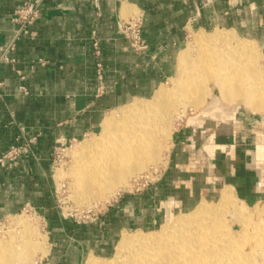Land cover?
Masks as SVG:
<instances>
[{
    "label": "crops",
    "instance_id": "crops-1",
    "mask_svg": "<svg viewBox=\"0 0 264 264\" xmlns=\"http://www.w3.org/2000/svg\"><path fill=\"white\" fill-rule=\"evenodd\" d=\"M23 1L0 0V48L15 37L12 18ZM136 14L143 16L147 44L140 51L118 33V22ZM263 17L264 0H43L33 34L16 39L9 60L0 63V155L15 141L27 145L11 168L0 164V224L26 204L53 208V150L101 131L105 117L124 104L153 97L179 71L189 30L208 34L228 28L264 39ZM93 28L102 50V89L95 76ZM243 117L233 126L209 119L200 126L186 120L176 128L159 173L147 187L106 208L97 224L104 231L89 234V249L104 251L117 231L152 229L166 204L188 209L194 202L218 200L225 186L242 201L261 198L264 156L256 161L258 147L253 150L243 131ZM31 136L36 140L27 144ZM52 249L43 264L80 263L76 243L62 241Z\"/></svg>",
    "mask_w": 264,
    "mask_h": 264
},
{
    "label": "bare ground",
    "instance_id": "bare-ground-1",
    "mask_svg": "<svg viewBox=\"0 0 264 264\" xmlns=\"http://www.w3.org/2000/svg\"><path fill=\"white\" fill-rule=\"evenodd\" d=\"M223 35L219 29L208 34L196 32L195 41L201 45L202 54L192 62L188 49L181 52L178 73L184 75L182 91L186 93L199 76L197 71H208L215 88L210 89L207 109L226 118L234 116L239 108L246 109L245 104H249L254 96L263 101L264 67L260 59L264 55L254 40ZM217 40L227 44L223 47L213 44L216 48L212 45L210 48L208 43ZM204 83H200L198 90L202 94L205 92ZM169 93L170 89L161 85L150 99L125 105L120 115L111 113L105 117L98 134L80 143L75 150L78 160L73 170V184L82 198H88L89 194L92 197L94 193L96 197H106L127 185V176H136L162 156L170 129L167 120L170 110L164 103ZM234 197L231 186H225L213 206L202 200L190 212L181 213L162 224L156 232L122 234L113 260L123 256L117 264H245L243 261L248 263L249 259L250 264H264V223H253L250 213L234 205ZM229 205L232 207L226 210ZM257 211H264V204ZM230 218L241 221L235 232L230 229ZM17 223L25 224L24 220ZM25 236L19 240H13L16 239L14 236L10 240L0 239V263L25 264L29 250L45 255V236L36 235V241ZM251 237L254 240L252 250L244 251L241 247L243 241ZM86 264L103 263L89 257Z\"/></svg>",
    "mask_w": 264,
    "mask_h": 264
},
{
    "label": "rangeland",
    "instance_id": "rangeland-1",
    "mask_svg": "<svg viewBox=\"0 0 264 264\" xmlns=\"http://www.w3.org/2000/svg\"><path fill=\"white\" fill-rule=\"evenodd\" d=\"M254 17H255L254 15H252L251 17L253 21H255ZM263 20H264V17H263ZM221 29H222L221 34H224L223 36H231V35L235 36L233 32L226 31L228 28H221ZM194 32L195 31L189 30L186 45H185V47H188V51L190 52L188 56L190 58V61L192 60V62L195 59H198L199 56L202 54V51H201L202 47L195 41L196 33ZM208 32H211V31H208ZM235 32L237 33V35L241 37H246L248 39L255 40L259 47V50L264 54V44H263L264 39H258V38L251 37V36H243L241 34L242 32H239L237 30H235ZM218 41L220 42V44L222 43L221 40H217V42H214V41L213 43L212 41L211 43L209 42L208 45L210 44L209 45L210 48L212 47L216 48L217 46L223 47L225 44H227L223 42L224 44L222 43L220 46ZM213 44L214 45L216 44V47H214ZM260 60H261L260 63L263 64V67H264V57L263 58L261 57ZM192 70H189V71H192ZM196 74L197 75L199 74V76H197L195 80H193V82L195 83L199 82V83L197 85L194 83L191 86H189L190 88H187L188 91L186 93L182 91L184 75H182L181 73L176 72V74L170 80L161 84L170 89V93L164 102L166 104V108L170 110V112H168V115H167V120L170 121V129H169V134L167 137L168 139L166 138V140L164 141V146H165V148L163 149L164 151L162 150L161 152L162 156H160L159 159H157L154 163H151L147 168L143 169L136 176H133V177L127 176L126 180L129 183L123 187L116 189L113 193L108 194L109 196L107 195L106 197H98V196L96 197V193H94L92 194V197H90L91 194H89L90 198L88 197L84 199L79 195L78 191L75 190L76 188L73 184L74 182L73 181L74 179L73 170L78 160L77 159L78 157L75 156V153H76L75 150L79 148V145L81 142H83L84 140L90 139L95 134H98L100 132V129H98L94 133H90L84 137H81L77 139L76 141L67 142L62 145L59 144L53 150L52 160H51L50 176L52 178L51 193H52L53 208L51 209L47 207L46 208H36L30 204H26L25 206L22 207L21 210H19L15 214L1 221L0 239L10 240L11 237L14 236L13 238L16 237V239H13V240H19V238L21 239V237H23L26 234L25 236L26 238H29L30 240L34 239V241H36L37 240L36 237L38 236V234L45 236L46 238L45 246L47 248V252L45 253V255H42L39 252L33 253L31 250H29V258L25 264L32 263L34 259H39L41 261L39 264L45 263L46 258L49 256V254L53 250L52 247L54 248V246L57 245L58 243H62V241H67V240H69L71 243H76L77 247L80 248L79 252L77 253L79 262H80L79 264H86V261H87L86 259L90 255H91L90 257H95V259L98 262H101L103 264H110V263L117 264L123 258V256H121V257H118L117 261L113 260V258H115L117 254L116 244L122 234H126V233L145 234L150 231L156 232L161 227L162 224H164L165 222H167L174 216L180 215L181 213L190 212V210H192L196 206L195 205L196 203L194 202V203H191V206L188 207V209H185V208L182 209L179 205L176 207H172L173 209H171L170 207L166 206L167 204L165 203L166 205L160 210L161 220H157L155 227H153L152 229H146V228L125 229L124 231H122V234H121V231H117V234L115 235L113 240L112 241L109 240L110 244L107 247H105L104 251L102 252L96 251L93 247L89 249L90 244H91L90 243L91 239L89 238V234L91 235V232L97 234L99 231L101 232L104 231V230H101L100 227H97V224L100 218L103 217V215L105 214L106 208L110 206L111 204H114L115 199H117V197L121 195H128L129 194L128 192L136 191L138 187L142 189L148 186L150 181L153 180L152 177L155 175L154 172L156 171L158 174L160 169L164 165V162L171 149L173 133L176 131L175 129L179 128L182 125H185L186 120H188V123H194L200 126V125H204V123L209 121V119H214L216 120V122H220L219 124L222 123L223 125H226V126H233L235 123L234 121H236V119L240 121V118H239L240 115L244 114V117H243L244 122L241 124V125L244 124L243 131H246L247 133H249L248 135H249L250 141L252 142L253 150H254V147H258L256 148L257 150L255 151V155L258 157L257 158L258 160L256 161L261 160L260 162L262 163L264 157L263 158H260V157L264 156V152H263V147H264V142H263L264 141V117H263L264 116V99L262 101L258 96H254L252 101L249 104H245L246 109L239 108L234 116L232 117L228 116L224 118L217 111L207 109V106H208L207 102L210 99L209 96H211L210 89H213L214 87L210 84L211 79L208 77L209 75L208 71H202V72L197 71ZM187 75L188 74H185V77H187ZM202 81L203 83L204 81L206 83L205 86L202 85V87L205 88V92H203V94L202 92L198 91L200 88L199 87L200 83L202 84ZM173 85H176V86L173 87ZM195 87H198L196 91H195ZM145 100H139V101L144 102ZM130 103L124 104L123 107ZM256 106H260V108H256ZM123 107L121 106L117 108V111H113L112 113H115L116 115H120V112ZM161 109L164 110L165 108L161 107ZM159 114L162 115V112ZM106 152L104 153L105 155L108 153ZM150 178H152V180L147 181V179H150ZM216 201L217 199H214V198H210L206 200V202H208L210 206L215 205ZM263 204H264V194L261 198L255 199L252 202L242 201L237 196L234 197V205L250 213L252 217L251 219H253L252 220L253 223H264V211L262 212L257 211L258 208L262 206ZM230 207H232V205L227 206L226 210H229ZM18 220H22V221L24 220L25 224L22 223L21 225L17 223ZM228 222H230L231 224V227H230L231 231L235 232L236 226L241 221L232 220V218H230L228 219ZM26 227H27V230H26ZM2 229L6 231H3ZM36 231H37V234H36ZM251 238L247 239V241L245 240L243 241L244 244L241 247L244 251L252 250V244L254 243V240L253 238L252 239ZM236 248L238 249V245L236 246ZM13 255L14 254H12L11 257H13ZM247 260H248V263L250 264L251 260L249 259ZM122 261H125V259H123ZM245 261L246 260H244L243 262L245 264H248L247 261L246 262Z\"/></svg>",
    "mask_w": 264,
    "mask_h": 264
},
{
    "label": "built area",
    "instance_id": "built-area-1",
    "mask_svg": "<svg viewBox=\"0 0 264 264\" xmlns=\"http://www.w3.org/2000/svg\"><path fill=\"white\" fill-rule=\"evenodd\" d=\"M42 2L43 0H24L21 5L15 10L12 19L18 25L16 34L11 43L0 48V63L9 60L8 52L14 49L16 39L20 38L21 36H30L33 34L32 26L37 17L40 15ZM142 24V14H136L128 18H123L118 22V33L129 42L130 47L135 51H140L147 47V44L142 35ZM89 35L92 42L93 53L96 58L94 67L95 76L97 81L99 82V89H102V50L96 28H93L90 31ZM20 79H24V75L20 74ZM19 89L21 92L27 93V89L24 85L21 84L19 86ZM35 140L36 136H31L28 139L27 144H31L35 142ZM25 152H27V145L25 146L24 144L15 141L2 155H0V164L6 165V167L11 168L15 164L16 159ZM154 173H156V171ZM151 179L152 178L147 179V181ZM40 262V260H37L36 264H39Z\"/></svg>",
    "mask_w": 264,
    "mask_h": 264
}]
</instances>
